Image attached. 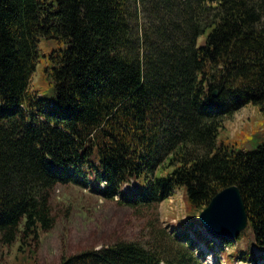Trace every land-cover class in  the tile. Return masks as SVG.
Returning <instances> with one entry per match:
<instances>
[{
	"label": "trees",
	"instance_id": "1",
	"mask_svg": "<svg viewBox=\"0 0 264 264\" xmlns=\"http://www.w3.org/2000/svg\"><path fill=\"white\" fill-rule=\"evenodd\" d=\"M41 35L62 42L44 67L51 98L30 86ZM246 103L264 108V0H0L1 241L21 249L52 227L59 182L129 206L182 188L194 219L166 233L176 249L119 239L53 264H203L193 245L211 239L191 230L196 212L237 184L260 253L235 256L264 260V140L216 144Z\"/></svg>",
	"mask_w": 264,
	"mask_h": 264
},
{
	"label": "rangeland",
	"instance_id": "2",
	"mask_svg": "<svg viewBox=\"0 0 264 264\" xmlns=\"http://www.w3.org/2000/svg\"><path fill=\"white\" fill-rule=\"evenodd\" d=\"M204 35L198 37V42ZM60 45V40L44 35L39 36L37 41L38 60L30 86L48 98L53 96L54 89L44 67L48 53ZM263 140L264 108L246 103L225 119L216 144L223 143L228 149H246L257 146ZM128 187L129 184L124 185V189ZM49 204L54 217L52 227L39 229L36 239L25 238L21 249L17 248L19 239L9 244L0 239V264H53L59 261L62 254L85 247L100 246L119 239L148 243L154 240V236L157 241L176 249L177 240L166 233H172L173 226H186L194 219L185 204L182 188H176L173 194L151 205L129 206L117 198L104 197L93 189L90 182H59L51 190ZM196 215L198 217L199 211ZM192 229L211 239V249L203 241H195L193 245L194 254L203 264H264L260 256L250 261L235 256L238 248L251 247L256 255L260 253L252 244L250 227H245L241 237L238 238V235L231 245L208 233L202 223H193ZM191 230L187 229L190 234Z\"/></svg>",
	"mask_w": 264,
	"mask_h": 264
},
{
	"label": "water",
	"instance_id": "3",
	"mask_svg": "<svg viewBox=\"0 0 264 264\" xmlns=\"http://www.w3.org/2000/svg\"><path fill=\"white\" fill-rule=\"evenodd\" d=\"M212 93L217 96L218 90L214 89ZM198 218L214 237L235 239L248 221L238 185L230 184L218 190L200 210Z\"/></svg>",
	"mask_w": 264,
	"mask_h": 264
}]
</instances>
